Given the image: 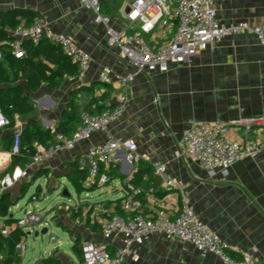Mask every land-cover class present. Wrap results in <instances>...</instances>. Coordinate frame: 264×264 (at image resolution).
I'll return each mask as SVG.
<instances>
[{
	"label": "crops",
	"instance_id": "1",
	"mask_svg": "<svg viewBox=\"0 0 264 264\" xmlns=\"http://www.w3.org/2000/svg\"><path fill=\"white\" fill-rule=\"evenodd\" d=\"M119 6V3L111 1L107 11L112 17V26L117 29L125 22ZM216 6L221 24L239 21L253 25L264 23V0H216ZM14 8L31 9L44 16L53 32L73 36L76 44L91 56L89 68L81 80L65 77L58 88L42 83L35 92L27 89L22 82L26 96L34 103L31 118L39 119L42 128L55 127L65 119L74 91V103L81 110L92 97L101 98L99 104L104 107L116 103L122 87L102 83L99 74L104 68L120 74H127L132 68L121 56L118 47L107 45L105 27L94 22L90 9L84 8L79 0H0L1 12ZM82 86L89 90L81 89ZM28 117L20 116L19 119L25 125ZM244 117L263 120V125L253 136L264 142V46L256 35L249 33L226 36L197 53L189 62L171 65L166 72L137 74L123 114L111 122L106 131L96 132L70 149L56 148L55 139L43 146L48 155L40 165L50 170L48 180L39 179L45 182L44 187L55 185L58 181L68 183L64 176L67 164L79 159L80 164L83 162L86 166L88 150L104 142L108 135L132 139L136 143L139 160L129 162L120 150L106 164L105 171L110 169L112 174L119 173L124 179L113 178L104 186L82 193L79 197L76 194L63 195L71 202L76 200L42 210L49 211L48 218H53L63 208L83 203L85 207H92L91 212L96 211L97 221H90L100 228L102 221L116 214V201L120 199L121 203L128 197L125 181L140 166H145L141 163L160 161L167 164L169 174L184 183L196 216L221 238L227 251L239 256L249 254L263 264L264 147L256 157L236 161L226 171L225 180H221L219 174L209 176L202 166L180 153L182 134L191 121L229 124ZM5 133L6 129L1 133V143ZM143 155L148 159H143ZM10 160L0 162V169ZM19 184L17 182L16 194L19 193ZM139 188L144 191L154 189L153 201L144 203L145 215L152 216L162 209L171 216L178 212L179 200L161 185L152 187L146 174ZM41 189H38L40 194ZM168 195L172 199L165 200ZM32 205L35 207L38 204ZM13 207L10 209L12 215ZM27 207L19 205L17 210L22 212ZM35 208L41 209L38 206ZM65 219L69 220L65 222ZM63 220L65 223L59 226L68 230L72 243L77 238L79 246L88 241L105 240L100 229L94 231L89 228L84 216L72 217L69 211ZM56 222L60 223L59 220ZM123 239L122 235L112 238L109 241L110 250L123 246ZM136 252L137 260L128 256L122 264H224L213 254L202 256L189 242L166 238L159 233L151 234L136 246ZM48 256L57 260L58 264H83L73 251L72 256L61 252L59 244L53 246L47 256L38 257L36 264H44L42 260Z\"/></svg>",
	"mask_w": 264,
	"mask_h": 264
},
{
	"label": "built area",
	"instance_id": "2",
	"mask_svg": "<svg viewBox=\"0 0 264 264\" xmlns=\"http://www.w3.org/2000/svg\"><path fill=\"white\" fill-rule=\"evenodd\" d=\"M112 1L119 3V8L123 12L125 22L119 29L112 26V17L109 12L104 11L100 0H79V3L92 11L95 23L105 27L107 45L119 48L121 56L127 60L132 71L120 74L104 68L100 72L99 80L102 83L118 84L122 87V93L117 96L113 106H106L97 114L81 111L80 122L71 135L56 132L54 126H49L48 128L54 133L58 149L62 147L70 149L75 143L89 139L92 134L106 131L111 122L119 119L124 112L131 84L137 74L166 72L171 65L189 62L197 53L226 36L254 34L264 46V23L253 25L247 21H239L227 25L221 24L217 17L216 0ZM12 35L14 38L7 41V46L15 57L23 56L24 39L36 42L45 37L59 45L62 51L77 64L78 70L75 76L77 79L81 80L89 68L90 54L76 44L73 36L53 32L44 16H36L27 25H18L12 30ZM9 124V118L0 107V136ZM261 125L263 120L257 117L239 118L229 124L191 121L182 134L180 153L202 166L209 176L219 174L221 180H225L226 171L236 161L254 158L263 149L264 142L253 136L254 133H258ZM23 128L24 123L18 117L13 129L10 150H3L0 141V162L11 158L12 154L19 151ZM136 149V143L132 139L110 135L104 142L93 145L86 155L88 168L86 184L97 186L107 184L109 177L105 173L106 164L114 159L120 150L124 152L129 162L139 160ZM47 155V150L37 145V152L30 164L22 168L16 167L15 174L6 173L0 179V194L17 182L28 178L32 169L40 165ZM142 158L148 159L146 155ZM152 164L155 174L160 179V185L172 192V197L179 200L178 212L171 216L162 209L152 216L145 215L144 203L153 201L154 189L144 191L131 185L129 179L126 180L128 197L120 203L122 214H113L100 223V232L104 241H88L81 244L83 264H122L128 256L137 260L136 246L155 233L162 234L166 238L189 242L202 256L213 254L224 264H262L249 254L239 258L230 255L221 238L196 216L184 183L168 173L167 164L160 161H154ZM81 165L85 163L82 162ZM138 192L143 193L142 199L133 197ZM169 195L164 199H172ZM36 199V196L32 195L31 201L34 202ZM28 206L20 217H16V221L11 226H4L3 222H0V231L3 235H8L14 228H20L27 233L48 226L43 211L35 208L34 205ZM97 217L96 211H92L90 220L97 221ZM118 235L124 237L123 246L110 250L109 241ZM15 250L20 257H24L25 238L16 244ZM2 262L3 255L0 253V264Z\"/></svg>",
	"mask_w": 264,
	"mask_h": 264
},
{
	"label": "trees",
	"instance_id": "3",
	"mask_svg": "<svg viewBox=\"0 0 264 264\" xmlns=\"http://www.w3.org/2000/svg\"><path fill=\"white\" fill-rule=\"evenodd\" d=\"M105 12L110 8L112 0H100ZM39 14L27 8H14L6 12H0V107L5 115L9 118L10 124L6 127L1 148L10 150L13 139V129L20 116H29L25 122L23 132L20 136L19 151L12 154L10 167L26 166L33 161V157L37 152V145L45 146L49 142L54 141V133L49 128H42L39 119L31 118L34 111V103L29 100L25 94L24 82L32 92L39 89L42 83L58 88L65 77H75L77 74V64L73 62L68 54L62 51L59 45L42 37L39 41L24 39L22 46L24 53L22 57H15L7 46V41L13 39L12 30L20 24L27 25ZM81 89H87L82 86ZM75 91L72 94V100L69 105V111L66 113L65 119L55 125L56 132H62L71 135L80 122V113L83 110L91 114H96L103 105L99 104L101 98L92 97L89 104L81 110L74 103ZM96 111V112H94ZM135 174L129 178V182L135 188H139L144 174L148 176L151 186L157 188L160 185V179L155 174L153 165L150 163H141ZM49 168L38 165L30 173L29 177L20 181L19 197L14 200L10 190H5L0 194V221L4 226H11L16 217L10 213V209L21 200L29 188L41 178H49ZM109 177V181L113 178L124 179L119 173L112 174L108 169L105 171ZM72 187L75 194L79 197L87 191H94L99 186L96 184L87 185L88 168L81 165L79 159H75L67 164V173L64 175ZM1 179V178H0ZM48 184V182H47ZM39 185L37 189H39ZM135 198H143V193H135ZM31 200V199H30ZM92 207H85L83 203L71 208L72 217H85L89 228L97 231L99 226L90 221ZM116 214H122L120 209V199L116 201L114 207ZM62 225V224H61ZM63 226V225H62ZM26 232L20 228L12 229L8 235H3L0 231V253L3 255L1 264H21L22 258L15 250L16 244L26 237ZM79 238L71 245L73 253L82 261L81 247L79 246ZM230 255L239 258L237 254ZM44 264H58L59 262L53 257L48 256L43 260ZM36 264V263H34Z\"/></svg>",
	"mask_w": 264,
	"mask_h": 264
},
{
	"label": "rangeland",
	"instance_id": "4",
	"mask_svg": "<svg viewBox=\"0 0 264 264\" xmlns=\"http://www.w3.org/2000/svg\"><path fill=\"white\" fill-rule=\"evenodd\" d=\"M24 116H22L23 118ZM21 121V120H20ZM17 172V169L15 166L10 167V162L7 165H4L0 169V176L1 178L6 174H15ZM59 183H56L55 185L51 184L49 186H45V182L37 180L35 184H33L26 195L19 200V202L14 205L13 207V215L15 217H20L21 213L18 211V206L20 207H27V205H32L33 203H36L38 207L41 208V211L44 210V207L46 208L47 206L52 208H55L58 204H61L62 202H66L70 204L71 201L68 200V197L63 196V192H67L69 195H74L75 192L73 191L72 187L64 181L63 183L58 181ZM17 183L10 188V191L14 197V200H17L19 197V193L16 194V190L18 186H16ZM39 185L42 194H40L39 190L37 189V186ZM43 186V187H42ZM15 192V193H14ZM37 193V194H36ZM36 194V200L34 202H31L30 199H32V195ZM79 199V198H78ZM72 201L71 203L75 202ZM35 206V207H36ZM77 206L75 203L73 205H69L67 208H63L61 212H57L53 216V218H48V212L49 211H43L44 217L46 218L48 222V228L47 232L45 234H41L40 231L42 228H39L38 232L39 234L37 236L34 235V231L26 234L25 237V245H26V252L24 257L22 258V264H34L37 262V258L40 257L41 255L47 256L48 253L51 251L53 246H57L59 244V248L61 252L67 253L68 255L72 256V250H71V245H72V240L69 235L68 230H65L63 227L59 226L61 224H64L68 220L65 219V222L63 218L66 217V214L71 210L72 207ZM18 209V210H17ZM43 209V210H42ZM60 223H57L58 221ZM52 237H55V239H52ZM58 248V247H57Z\"/></svg>",
	"mask_w": 264,
	"mask_h": 264
},
{
	"label": "water",
	"instance_id": "5",
	"mask_svg": "<svg viewBox=\"0 0 264 264\" xmlns=\"http://www.w3.org/2000/svg\"><path fill=\"white\" fill-rule=\"evenodd\" d=\"M1 12V11H0ZM63 195H69V194H67V192L65 191V192H63ZM47 232V227H43L42 229H41V231H40V233L41 234H45ZM28 233H30V232H28ZM39 234V232L38 231H35L34 232V235L35 236H37ZM263 264H264V261H263Z\"/></svg>",
	"mask_w": 264,
	"mask_h": 264
},
{
	"label": "bare ground",
	"instance_id": "6",
	"mask_svg": "<svg viewBox=\"0 0 264 264\" xmlns=\"http://www.w3.org/2000/svg\"><path fill=\"white\" fill-rule=\"evenodd\" d=\"M1 158V157H0Z\"/></svg>",
	"mask_w": 264,
	"mask_h": 264
}]
</instances>
